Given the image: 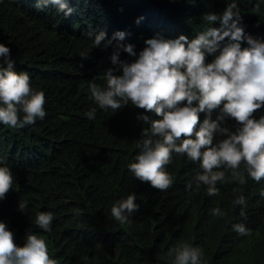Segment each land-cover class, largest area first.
<instances>
[{
  "label": "trees",
  "instance_id": "obj_1",
  "mask_svg": "<svg viewBox=\"0 0 264 264\" xmlns=\"http://www.w3.org/2000/svg\"><path fill=\"white\" fill-rule=\"evenodd\" d=\"M230 2L66 0L59 10L38 0H0V43L10 49L13 70L27 73L46 101L43 120L23 128L0 124V165L13 175L12 189L0 200V222L18 247L30 231L45 240L57 264H171L168 251L182 242L203 249V264H264V198L259 195L264 180L217 184L219 195L208 196L206 187L194 182L202 171L199 163L174 153L165 168L172 186L153 189L127 168L140 151L142 129L149 127L137 118L143 110L131 105L115 113L101 110L89 91L90 83L103 87L104 73L118 67L111 62L117 43L131 44L138 55L150 38L192 40L207 26L203 17L222 15ZM234 2L238 26L264 42V0ZM210 26L220 27L219 21ZM100 32L105 41L92 47ZM117 33L124 34L122 40L114 38ZM241 47H247L245 41ZM135 58L119 51L120 61ZM93 107L95 119L89 120L85 113ZM261 115L264 108L254 118ZM234 125L226 121L224 126L234 130ZM222 138L217 135L214 143ZM129 194H135L139 211L121 224L111 207ZM237 195L246 198V218L240 216L242 206L233 204ZM20 202L27 204L25 213L18 210ZM213 208L225 215L213 216ZM38 212L52 214L50 232L33 223ZM234 224L251 234H237Z\"/></svg>",
  "mask_w": 264,
  "mask_h": 264
},
{
  "label": "clouds",
  "instance_id": "obj_2",
  "mask_svg": "<svg viewBox=\"0 0 264 264\" xmlns=\"http://www.w3.org/2000/svg\"><path fill=\"white\" fill-rule=\"evenodd\" d=\"M39 3H50L59 10L66 8V0H38ZM70 12L68 9L66 14ZM240 20L233 0L222 15L206 14L203 21L207 26L192 40L184 35L176 39L150 38L138 55L131 44L117 43L111 62L118 67L104 73L103 87L90 83V98L99 109L115 113L131 105L157 117L143 113L137 117L149 127L142 129L135 162L127 165L134 179L147 182L155 190L167 191L173 181L165 168L175 153L199 163L202 171L194 182L197 188L204 185L208 196L219 195L217 184L244 185L248 178L257 183L264 180V115L254 118L264 108V42L246 36L238 26ZM217 21L220 27L210 26ZM105 35H95L92 47H99ZM123 36L117 33L114 38L119 41ZM242 41L247 47H241ZM121 49L135 60L120 61ZM9 57L10 49L0 43V124L23 128L44 119L46 101L43 91L33 90L27 73L13 70L14 62ZM96 111L93 107L85 116L93 120ZM214 112L217 115L212 119ZM226 121L235 122L234 130L224 126ZM217 135L223 138L214 143ZM12 185L10 168L0 165V200ZM192 186L189 182L186 188ZM233 192L239 193L240 189L234 188ZM259 195L264 198V190ZM135 199V194H129L117 200L111 207V216L121 224L128 223L139 211ZM233 204L242 206L240 216L246 218V198L237 195ZM26 209L27 204L20 202L18 210L25 213ZM211 214L225 215L219 208H213ZM52 220L50 212H38L33 223L50 232ZM233 230L242 236L251 234L243 224H234ZM168 257L171 264H203V249L182 242L169 249ZM0 264L57 261L49 256L44 239L29 231L24 245L18 247L13 234L0 222Z\"/></svg>",
  "mask_w": 264,
  "mask_h": 264
}]
</instances>
